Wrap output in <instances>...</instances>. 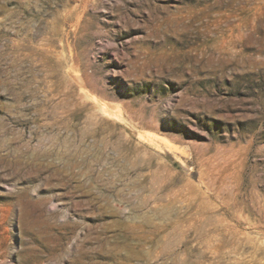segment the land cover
I'll return each instance as SVG.
<instances>
[{
	"label": "rangeland",
	"instance_id": "1",
	"mask_svg": "<svg viewBox=\"0 0 264 264\" xmlns=\"http://www.w3.org/2000/svg\"><path fill=\"white\" fill-rule=\"evenodd\" d=\"M0 264H264V0H0Z\"/></svg>",
	"mask_w": 264,
	"mask_h": 264
},
{
	"label": "bare ground",
	"instance_id": "2",
	"mask_svg": "<svg viewBox=\"0 0 264 264\" xmlns=\"http://www.w3.org/2000/svg\"><path fill=\"white\" fill-rule=\"evenodd\" d=\"M122 240H123V242H125V240H126V237H123V239H122ZM129 240H130V239H129Z\"/></svg>",
	"mask_w": 264,
	"mask_h": 264
}]
</instances>
